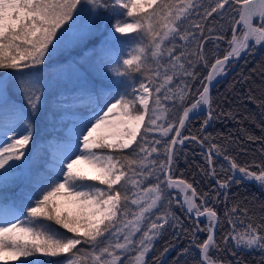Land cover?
<instances>
[{
    "label": "snow or ice",
    "instance_id": "obj_1",
    "mask_svg": "<svg viewBox=\"0 0 264 264\" xmlns=\"http://www.w3.org/2000/svg\"><path fill=\"white\" fill-rule=\"evenodd\" d=\"M107 10L118 18L104 39L92 43L100 12ZM209 18L212 23L225 19L230 39L213 38V29L205 27ZM212 39L224 40L228 47L208 63L204 49ZM257 45L264 47V0H0V262L42 264L41 257L64 256V264H162L156 256L150 262L147 257L167 225L176 237H191L188 247L177 253L176 264L193 247L199 252L194 264H224L219 253L225 248L232 256V248L259 251L257 264H264V223H256L247 208L234 204L224 214L228 231L217 237L222 221L212 206L232 182H258L264 189V163L241 166L210 134L201 139L181 131L190 113L206 114L201 130L221 116L236 119L233 112L214 114L210 85ZM76 49L83 50L79 61L57 63L52 73L41 71L39 66L47 68L61 51ZM113 49L117 54L110 60ZM198 62L207 75L200 81L202 90L193 92L189 82L196 78ZM107 63L114 67L109 70ZM85 64L108 81L107 89L85 82ZM17 92L23 104L16 102ZM189 94L196 98L184 107ZM168 104L171 108L164 107ZM162 107L171 115L166 125L157 122ZM258 107L264 116V101ZM178 111L182 116L175 115ZM46 114L59 134L37 144L36 119ZM111 116L124 125L118 139L94 136L112 123ZM187 140L204 148L205 175L217 177L214 157L223 158L232 174L207 192L174 178L175 161ZM97 148L120 155L98 154L93 151ZM129 148L132 152L124 155ZM41 149L47 158L37 167ZM80 161L93 164L97 174L76 170ZM253 166L258 171H251ZM21 181L23 186L9 194ZM65 194L89 211L83 217L62 215L55 198ZM173 204L192 221L190 227L181 225ZM130 206L138 211L130 212ZM201 217L206 218L204 226ZM200 233L205 234L202 240ZM227 264L245 262L237 257Z\"/></svg>",
    "mask_w": 264,
    "mask_h": 264
},
{
    "label": "trees",
    "instance_id": "obj_2",
    "mask_svg": "<svg viewBox=\"0 0 264 264\" xmlns=\"http://www.w3.org/2000/svg\"><path fill=\"white\" fill-rule=\"evenodd\" d=\"M208 2H210V0H208ZM213 15L215 16V14ZM193 19H198V17H193ZM211 19L212 18H209V22L205 26L206 28L211 27L213 29L211 36L213 38L224 36L230 39L227 21L217 18L216 22L212 23ZM221 26H223L222 30ZM135 35H137V33H130V36ZM177 43L179 44L180 42ZM227 46L224 40L212 39L211 42L205 45V59L208 63H211L214 54H220L223 50L227 49ZM82 52L83 50L80 54ZM71 54L76 55L77 53ZM69 56L70 55L62 54L61 57L54 60V62H63ZM39 67L40 69L45 68ZM230 67H233L232 71L225 79L217 83L212 90L211 107L214 114L219 111L233 112L236 114V119L221 116L219 119H212L210 125H208L206 129L201 130L202 121L206 118V114H202L188 122L183 130V135L190 137L197 136L203 139L210 134V138H215L212 142L220 143L225 146L227 148L226 154L233 157L241 166L252 164L253 161H255L256 164L264 163V116L261 115L262 110L258 107L259 103L264 101V47L258 46L251 54L245 55L239 60L232 62L228 69H230ZM194 71L196 72V78L189 82L193 92L201 88L200 81L205 76L207 69L202 63L198 62ZM137 77H139V74H137ZM190 98L194 100L196 97L189 94V101ZM167 108H171V105L168 104ZM81 111L84 110L82 109ZM180 113L181 111H178L175 115L179 117ZM170 118L171 115L168 112V119ZM237 120L239 122H237ZM141 134H143V130ZM151 135L152 134H149L150 138ZM155 135L159 138L158 134L155 133ZM249 135L255 137V139L248 140L247 137ZM137 142H139V137L137 138ZM206 146L207 145H205V147ZM133 147H135V145H133ZM96 152L120 155L119 152H113L106 148H97ZM131 152L132 149L129 148L124 150L123 154L128 155ZM214 161L216 162L218 175L216 178H210L201 171V169H206L207 165L199 144L195 141L188 140L175 161V167L173 169L174 178L179 176L187 182L193 183L198 192H207L217 183V180H224L227 178V175L232 174L228 172L229 165L225 161L221 159L216 160L215 157ZM220 165L224 166L223 172L220 171ZM250 170L258 171L254 166ZM87 182L91 183L92 181ZM225 191L227 192V198L224 196ZM197 203H199V201H197ZM234 204H238L240 208H247L249 216L254 217L256 223H264V220H261V217H264V190L258 188L254 183H247L244 181L232 182L228 189L220 190L219 198L215 199L214 204H212L222 221L216 233L217 237H220L223 233L228 231L229 225L225 220L224 214ZM173 208L179 216L181 225L186 228L190 227L192 221L187 215H185L178 206L175 205ZM129 210L130 212H134L135 207L130 206ZM60 212L62 215L66 214L63 210H60ZM129 217H131V215H129ZM205 220V218L200 219L201 226H204ZM54 227L60 228L58 225H54ZM176 231L179 232L180 228L177 227ZM198 235L201 240L205 237L204 233ZM190 240V236L181 235L176 237L171 229L165 228L162 235L155 241L154 249L149 253L147 259L150 262L152 257L156 256L158 259L162 260V264H176L177 253H179L181 249L188 247ZM232 243L233 242L230 240L229 245ZM169 245L173 246L170 247L166 259L163 260V258L160 257V253ZM232 251L236 252V256H232L228 249L225 248L219 253L220 259L224 263H227V261L239 257L244 260L245 264H257L261 255L259 251H236L235 248H232ZM198 257L196 249L193 247L190 249L187 256L179 257L180 264H184L185 261H187V264H194V260ZM42 264H49V262H42Z\"/></svg>",
    "mask_w": 264,
    "mask_h": 264
},
{
    "label": "rangeland",
    "instance_id": "obj_3",
    "mask_svg": "<svg viewBox=\"0 0 264 264\" xmlns=\"http://www.w3.org/2000/svg\"><path fill=\"white\" fill-rule=\"evenodd\" d=\"M115 18H118V17H113L111 10L100 12V17L97 20V23L95 25L96 30H97V34L95 35L92 43L98 44L102 39H104L105 36H107L108 31L111 28V25H112L113 20ZM253 23L256 24L255 19H254ZM117 35H119V34H117ZM258 46L259 45H257L255 48H258ZM76 50L61 51L60 53L57 54V56L53 57L51 61H48L47 62L48 67L41 69V71H43L45 73L54 72L55 71V65L57 64L54 62V60H57V58L61 57L62 53H66V52H70V51L75 52ZM116 54H117V52L115 49L110 51L109 52V59L111 60V58L113 56H115ZM80 56L81 55H77V54L72 55V56L68 57L67 59H65L66 61L60 62L59 64L67 65L68 63L79 61ZM122 58H126V57H122ZM213 59H214V57H213ZM112 64L113 63H107L106 67L109 70H111L113 68ZM41 67H44V66H41ZM81 70L82 71L86 70L85 74L87 75L88 80L85 82L90 83L96 87H103L106 89L108 88V86H109L108 81L103 79L102 77H100L94 71H92V69L89 65L85 64ZM175 81H176V78L174 77V82ZM69 86H71V85H69ZM116 98H118V97H116ZM15 99H16V102L18 104L24 103L23 97L21 96V94L19 92L16 93ZM111 102L114 103L115 99H112ZM191 102H193V100L191 98H190V101H189V99H187L183 106L188 107V106H190ZM101 103H103V101H101ZM162 104H163V102H162ZM167 106L168 105H165L164 107L167 108ZM149 107H150V109L152 108V100L151 99L149 101ZM164 107H162L157 112V115L160 117V119L157 122L158 123H164L166 125V122L168 120V112L164 110ZM48 112L49 113L51 112L50 106H49ZM55 115L59 116V113H56ZM51 118H52L51 115L46 114L45 116L36 119L37 132H36V135L34 136V140L36 141L37 144H40V142L42 140H47L50 137H55L59 134L56 131L57 126L55 124L51 123ZM109 119L112 121V123L103 126L101 129L98 130L97 133H94V136H96V135L106 136L107 140L109 142H113V141H116L118 139L119 133L124 128V125L122 123H120L119 119L116 116H111ZM142 130H143V128L141 129V131ZM156 134L159 135V132H156ZM3 140H4V137L2 135H0V143H2ZM28 147H29V149H33L32 144H30ZM40 151L42 152V155H40L39 157L36 158V166L37 167L42 166L43 163L45 162L46 158H47V152L43 149H41ZM93 151H95V149H93ZM33 154L35 156L36 149H33ZM98 154H107V153H98ZM74 167L76 170L84 172L89 176H93V175L97 174L96 168L93 166V164L89 163L88 161H80ZM91 183H96V182L92 181ZM22 186H23V181H21L18 184L17 188L11 189L9 194H14L16 191H18L19 187H22ZM175 195L177 196L179 194H175ZM55 199L58 201V203L60 205V210L65 211L68 216L83 217L84 213L89 211L88 209L84 208L80 203L76 202L72 197H70L66 194L57 196ZM174 206H175V204H173V206H172V211L174 212V214L177 217H179L175 212L176 210L173 208ZM131 207H135L134 212L138 211V208L136 206H131ZM128 219H133V217L132 216L128 217ZM165 228H169L173 231V229L168 227L167 225L165 226ZM57 229L60 231H66L62 228H57ZM69 235H71V233H69ZM137 235H139V234H137ZM82 246H84L83 243H82V245H80L78 247H82ZM66 255H70V254H66ZM29 259H31V258H29ZM41 260H42V262L50 261V262H52V264H64L65 257L64 256L41 257ZM0 264H3V262H0ZM15 264H19V261H16Z\"/></svg>",
    "mask_w": 264,
    "mask_h": 264
},
{
    "label": "water",
    "instance_id": "obj_4",
    "mask_svg": "<svg viewBox=\"0 0 264 264\" xmlns=\"http://www.w3.org/2000/svg\"><path fill=\"white\" fill-rule=\"evenodd\" d=\"M249 43L251 44L252 41H250ZM244 55H245V54L242 53V54H241V57H243ZM241 57H240V58H241ZM213 63H214V62H213ZM216 82H217V81L214 82V80H213L212 83H211V85H210V97H211V90H212V87L214 86V84H215ZM202 113H204V112H200L199 114H202ZM199 114H198V115H199ZM195 116H197V115H195ZM195 116H193V114L190 113V114H189V119L186 121V123H187L191 118H193V117H195ZM186 123H185V125H186ZM182 130H183V129H182ZM182 130H181V131H182ZM181 198H182V196L180 197V199H181Z\"/></svg>",
    "mask_w": 264,
    "mask_h": 264
},
{
    "label": "bare ground",
    "instance_id": "obj_5",
    "mask_svg": "<svg viewBox=\"0 0 264 264\" xmlns=\"http://www.w3.org/2000/svg\"><path fill=\"white\" fill-rule=\"evenodd\" d=\"M222 76H224V75H221V76H217L214 80H217V79H219V78H221ZM239 175V174H238ZM255 253V252H254ZM254 255V254H253ZM257 255V254H256ZM260 258V257H259ZM257 259V258H256Z\"/></svg>",
    "mask_w": 264,
    "mask_h": 264
}]
</instances>
